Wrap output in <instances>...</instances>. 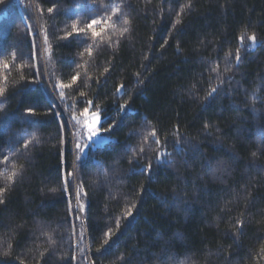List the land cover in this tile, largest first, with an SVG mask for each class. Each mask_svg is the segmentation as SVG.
<instances>
[{
    "label": "trees",
    "instance_id": "obj_1",
    "mask_svg": "<svg viewBox=\"0 0 264 264\" xmlns=\"http://www.w3.org/2000/svg\"><path fill=\"white\" fill-rule=\"evenodd\" d=\"M5 78L0 264H264V0H0Z\"/></svg>",
    "mask_w": 264,
    "mask_h": 264
},
{
    "label": "snow or ice",
    "instance_id": "obj_2",
    "mask_svg": "<svg viewBox=\"0 0 264 264\" xmlns=\"http://www.w3.org/2000/svg\"><path fill=\"white\" fill-rule=\"evenodd\" d=\"M112 8V15H108L106 17H101L100 19H95L93 18L91 20V23H86L84 26H79L78 25L80 24V21H77L76 23H74L72 25V29L74 32L77 33V35H79L80 33H85V35H87V30H91V36H92V39H93V43L95 44L96 42V38L100 35L95 29H94V25H99L102 21L104 23H107L108 21H111L112 20V16H116L118 13H119V9H120V5H116V4H113L110 6ZM188 7H190V5H188ZM48 11L51 13L53 11L52 8H49ZM114 23L113 22V26H114ZM124 23L125 25H127L129 23L128 20H124ZM177 23H179V20H177ZM129 32V28L128 27H124L122 30H120V36H124V34L128 33ZM72 33H68V35H71ZM45 39H47V37H45ZM243 39L244 37L241 36V42H243ZM248 40L251 41V45L250 47H254L256 45V36L255 34H252V35H249L248 36ZM92 45H88V47L85 49V51H87L89 53V55L91 56V53H92ZM236 61L239 62L240 61V55H239V48L236 50ZM13 59H15V55L13 54ZM4 67L7 68L8 67V64L5 63L4 64ZM214 71H217V75L219 76V71L218 69H213ZM105 71H108L107 68H105ZM79 76V73H77L76 76H73L72 80L73 82H75L77 80ZM23 78V77H21ZM5 84H6V78H5V82L4 84H0V97L4 96L5 94V91H6V87H5ZM71 85H64V84H59L57 85V87L63 89L65 87H70ZM121 88L123 87V85L120 86ZM117 91H120V88L117 89ZM216 92V88L213 87L211 89V91L209 92V95H212V93ZM65 95V93L63 91L60 92V96L61 98H63ZM81 95H84L83 92H81ZM89 104H91L92 102L91 101H88ZM125 106L124 105H121V110H123ZM85 112H87V109H85ZM28 114L29 115H33V111L31 109H28ZM73 119L76 120V122L79 124L81 123V121L79 119H77L75 116H73ZM100 122V117H99V109L97 108V111L94 112L90 118V122H86L87 123V131H88V139L89 140H92L93 137H97L99 132H100V129L97 128V125L99 124ZM114 127V125L112 126ZM111 128H104L103 131H110ZM149 137H151L156 144H159L160 141L159 139L157 138V134H156V131L153 129L152 131H150L148 134H146L144 137H143V143L142 145L140 146L139 148V152L140 153H143L145 152V147H144V144H147L148 140H149ZM33 141H35L36 143H39V140L38 138L33 135L31 137V140H29L27 143H25L24 147L25 148H28L29 144H31ZM100 143H102V141H100ZM94 147L96 146V144L94 143L93 145ZM77 147H80L79 145H77ZM81 151H83V149H81ZM161 155H170V154H161ZM255 155V154H253ZM5 162H7L8 158L5 157ZM157 159H160V156L157 157ZM151 163L148 164V170L151 169ZM21 175L20 171L19 170H14L12 173H11V176L9 177V180H12L13 178L17 177ZM3 194H4V189H0V204H3L4 203V200H3ZM77 197L79 198V192H77ZM132 207H135V204L132 205ZM127 215H131V209H128L127 211ZM117 227H119V221H117ZM75 234V233H73ZM47 235V238H48V242L52 245L55 244V240L53 239V237L50 235V234H45ZM111 235H112V232L111 230H109V232L105 233V236L108 237L109 239L111 238ZM83 239V233H81V236H80V240ZM105 244L108 243V239H105L104 241ZM8 249H11V244L8 245ZM99 251V249H98ZM4 256H8L10 255V251H4L2 253ZM44 253H41V255H43ZM72 259L74 260L75 259V256L72 257Z\"/></svg>",
    "mask_w": 264,
    "mask_h": 264
},
{
    "label": "rangeland",
    "instance_id": "obj_3",
    "mask_svg": "<svg viewBox=\"0 0 264 264\" xmlns=\"http://www.w3.org/2000/svg\"><path fill=\"white\" fill-rule=\"evenodd\" d=\"M94 112L96 111H92L91 108H89L87 112H85L83 124L81 125V128L77 131V134H76V150H77L78 157L80 159L85 158L89 148H92V149L97 148L105 144L107 141H109V137L106 136V134H104L100 129V126H101L100 114H99L100 122L97 125V128L100 129V132L98 136L93 137L92 140L88 139V131H87L86 122H90V118ZM100 141H102V143H100ZM94 143L96 144L95 147L93 146ZM77 145H79L80 147H77ZM81 149H83V151H81Z\"/></svg>",
    "mask_w": 264,
    "mask_h": 264
}]
</instances>
